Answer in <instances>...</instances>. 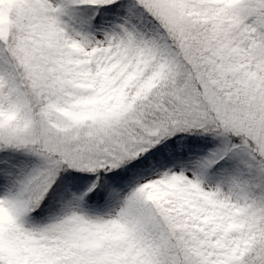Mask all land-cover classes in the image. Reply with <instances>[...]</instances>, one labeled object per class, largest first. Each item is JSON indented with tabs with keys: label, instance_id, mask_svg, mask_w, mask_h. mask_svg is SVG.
Here are the masks:
<instances>
[{
	"label": "snow or ice",
	"instance_id": "6c2138e0",
	"mask_svg": "<svg viewBox=\"0 0 264 264\" xmlns=\"http://www.w3.org/2000/svg\"><path fill=\"white\" fill-rule=\"evenodd\" d=\"M0 264H264V0H0Z\"/></svg>",
	"mask_w": 264,
	"mask_h": 264
}]
</instances>
